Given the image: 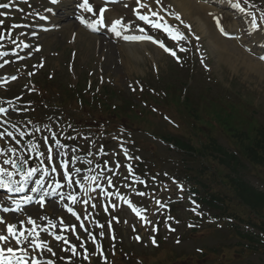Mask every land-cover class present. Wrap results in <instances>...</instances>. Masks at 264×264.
<instances>
[{
    "label": "rangeland",
    "instance_id": "374dc122",
    "mask_svg": "<svg viewBox=\"0 0 264 264\" xmlns=\"http://www.w3.org/2000/svg\"><path fill=\"white\" fill-rule=\"evenodd\" d=\"M150 1L153 6H156L155 2L157 0ZM159 1L165 5L166 9L180 15L181 18L188 22L193 28L195 36L199 37L197 41L194 40L186 30L183 29L181 31L186 42L200 47L201 52L204 53L201 57L204 56V59L205 57L209 58L208 60L205 59V62L208 61L207 66L209 68V74H212L210 78L211 82L217 79L222 84V89L227 90V93L233 98L242 97L253 100V106L258 109L257 116L263 121L264 66L261 67L259 65L261 62L258 58L250 54L249 51L246 52L241 48L243 52L239 49L236 41L233 47L226 45L224 47V53L221 55L219 51L220 49L222 50V47L220 46V49L217 50L216 46L211 42L212 36L222 39L212 25L211 16H209V21L202 20V23L205 22L206 27H208L206 32L202 30V26L204 25L199 20V17L204 18L203 10L199 11L198 14V10L193 9L186 3L179 4L180 1L177 0ZM257 1L262 3L263 0ZM67 2L68 0H58L56 5L50 6L46 0H34L32 2V11L25 6H20L15 11L5 12L8 22L10 23L9 34H15L20 37L22 47H24L25 44H27V46L31 44L29 32L34 30L33 23L37 21L36 18L38 16L40 17L39 13H37L38 11L45 9V17L53 19L54 24H57V20L60 19L58 22L62 28L56 29L50 34H42L38 38L37 44L42 47V50L36 53L33 59L21 65L13 63L6 69L5 72L9 74L15 72L17 68H19L17 70H22L24 66L28 64L27 69L31 72L25 74L23 77L20 75L12 84L0 88V104L8 101L6 95L8 94L9 86L15 83H18L20 88H22L26 97H32L36 101L41 100L38 95V90L36 89L37 92H35L32 86H30V80H28L27 77L31 74H34V77L37 76L41 78L45 74H55L60 79V83H56L57 86L73 83L86 85V82L91 78H94L95 82H98L97 75L100 77L102 74L105 78L104 84H107V81H109L110 85L121 88L122 91L127 92L130 91L128 83L135 82L136 79L142 77L152 78L157 74L175 77L180 73L179 71H181V69L178 65L173 63L161 50L152 45H135L128 47L118 42L111 41L113 38L107 37L106 35H84L82 32L79 33L78 24L75 29L74 19L71 15L73 8L67 9ZM196 4L199 5L198 3ZM116 11L119 15L121 13L128 14L125 7H121L120 9L116 8ZM152 12H154V10L146 11L145 14L149 15ZM227 15L228 16L223 19L227 28L232 32H239V25H241L242 22L234 19L228 12ZM124 19L129 21L130 25L133 27L137 26V23L131 21L129 18L124 17ZM69 22H72V24L69 25ZM131 22L134 24H131ZM174 24L177 25V23ZM240 41H245V38ZM260 42V38H254L247 44L253 50L261 51L262 48H257ZM81 45H84V47L82 48ZM127 49L133 50L134 53L126 52ZM76 51L75 62L72 61L68 64L69 60L74 58L73 54ZM153 68H156L158 73L154 72ZM199 68H201L200 65L195 62V73L199 72V70L205 73L203 68ZM204 80V76L200 71L194 77L193 84L198 86L203 84ZM48 93L51 94L50 91ZM49 94L42 100L43 105L48 104L50 106L51 103H54L56 96L52 97V95ZM43 108L47 113H54L55 115L60 113L62 115L60 110L53 107L46 108L43 106ZM65 113L67 116L74 114L69 110H65ZM9 120L10 117H8L7 123H9ZM82 136L85 137L80 136L81 141H78L80 147L83 146L89 138L88 134H83ZM127 136L132 137L131 135ZM137 137L143 139L149 138L144 133H138ZM124 139L126 138L123 137V140ZM120 140L122 139H111L110 137L107 141L108 145L104 144L105 142L103 143V141H97V148L101 147L106 150L105 148L108 146L110 150H113L112 152H118L120 146L127 145L120 144ZM221 141L226 143V140L223 138H221ZM88 143H90V139ZM67 149L68 148H65L64 151H60L59 153H64L66 155L73 153V150L68 149L69 151H67ZM45 163H47L49 167V161L45 160ZM39 165L42 167V163H39ZM250 170L251 168L249 167V170L244 172L246 179L256 187L264 190V183L254 175L252 170ZM121 172L125 175L127 174L123 170H121ZM61 181H63L65 186V180ZM184 186L186 185L184 184ZM181 189L182 186H180V183L175 182H170L167 185L155 183L146 187L140 185L139 182H130L127 184L124 193L131 195L134 200L140 204L143 211L139 218L145 221L131 215L127 209H124L121 202H117L115 199L110 202V198H102L99 196V193H93L88 199V204L83 203L76 206V212L84 215L85 228L78 225L74 215L66 213L62 204L55 210L52 209V202H48L46 206L42 205L40 208L29 207L22 211L13 212L12 215L14 219H16V221L14 220V224L17 228V235H19L22 230H26V232L24 233V237L20 238L21 243L17 244L14 237V241L7 243V245L17 249L24 248L29 257L32 258L33 256L34 259L38 261L40 257H44L50 260H57L62 264H77V257L80 253L81 256L86 258L85 262L81 260L82 264H87V262H94V264H97V262H101V259L97 258L99 256L94 255L96 252H93L91 257L87 259L88 252L84 246L87 243L88 247L92 246L93 250L97 249L95 248L96 242L92 241L90 237V232H95L97 236H100L101 233L105 232L103 231L104 229L101 228L110 224L108 228L110 235H116L125 246L128 248L133 247L136 250V255L139 251L143 254H138V256L144 257L145 255V258L150 260L151 258L157 257L159 252L157 248H155V250L150 247L151 245L148 238V235L152 233V227L157 224L159 230L155 235L157 237L158 235L159 237H163L165 242L164 247L168 250L175 251L178 256L180 254H198V250L200 249L209 253L213 247L222 242L225 234L212 231H192L194 228H203L206 225L205 221L203 225L199 220L203 218L202 214L204 210L203 208L200 209L198 206L194 207L190 204L188 205V201L185 197L186 194H184V191ZM185 189L187 190V187H185ZM39 194L42 196L44 192H39ZM102 202L108 205L107 210L102 208ZM161 202L162 205L158 206ZM110 203H112V205L117 204L118 208L122 210L119 213L112 214ZM167 204L174 210L175 214L173 216L168 215L167 212H162L164 206ZM149 205H151L150 209ZM0 214H2L1 218L6 223V217L9 214L7 212H0ZM30 219L35 221V225L30 223ZM8 220L9 219H7V221ZM5 223L0 224V234H7ZM37 226L40 230L37 229ZM34 227L38 235L32 234V229ZM114 229H116V231ZM223 231H225V229H223ZM57 236L61 237V239H57ZM101 237H103V235H101ZM138 237H142L143 240L141 241ZM32 240L43 241L46 246L37 248L31 243ZM49 248L51 252L48 251ZM258 256L259 255L255 256L252 261L256 262L254 259H257ZM128 261H131V259ZM190 262L206 264L204 263V258L197 259V257L193 260L191 259ZM208 262L210 263V261ZM39 264L44 263L40 261ZM183 264L185 263L183 262ZM236 264L244 263L237 262Z\"/></svg>",
    "mask_w": 264,
    "mask_h": 264
},
{
    "label": "trees",
    "instance_id": "16d2710c",
    "mask_svg": "<svg viewBox=\"0 0 264 264\" xmlns=\"http://www.w3.org/2000/svg\"><path fill=\"white\" fill-rule=\"evenodd\" d=\"M236 111H231L230 108H226L223 112L226 117H231L232 120L237 119V116L234 114ZM251 124V129L256 131V134L252 136V134L246 132H238L232 137L234 138L233 142L235 145L241 150L242 155L250 160L253 165H256V169L261 171L264 170V128H260L256 126L253 122ZM224 125V124H223ZM184 147L191 148L189 144H185ZM214 144L208 143L204 147V152L206 157L214 156L213 150ZM222 153L225 156H228L229 159H235L234 166L237 165L239 159L235 155H228L223 148L219 147L216 144V157L214 161L218 162L219 165H229V160L226 158H221L218 154ZM232 164V163H231ZM231 164L228 168L232 167ZM218 177H221V174H217ZM222 182L218 183L217 186L220 191L218 193L212 192V199L209 204L217 209L222 214H226V212H230L234 215V217H242L244 216V210L248 211V215H252V220L256 221L257 227L264 232V193H261L251 186H249L245 181H243L240 177H233L230 175H226ZM204 185V184H203ZM207 189L209 186H207ZM236 203L237 208H233V211L229 210L227 207L231 203V201ZM228 209V210H227ZM259 210H262L261 212ZM255 224V225H256ZM241 238H246L240 236ZM252 237V236H251ZM240 239V238H239ZM242 240L238 242V246L242 249V252H239L237 249L233 247L224 251V255L226 259L231 258L234 254L242 255L245 251L249 253L253 252V248L245 246L241 244ZM259 243V242H258ZM260 244V243H259ZM246 247V248H245ZM261 249H264V245L262 244Z\"/></svg>",
    "mask_w": 264,
    "mask_h": 264
},
{
    "label": "snow or ice",
    "instance_id": "6c2138e0",
    "mask_svg": "<svg viewBox=\"0 0 264 264\" xmlns=\"http://www.w3.org/2000/svg\"><path fill=\"white\" fill-rule=\"evenodd\" d=\"M52 2L53 3H57L58 0H52ZM157 2H159V0H157ZM137 3L139 4V0H137ZM8 6L9 5H7V4L0 5V7H3V8H7ZM78 6L80 8H82V9L87 10L88 12H92L93 11V7L89 3V0H83V2L80 3ZM139 7H146V6L143 5V4H139ZM237 7H239L238 4H237ZM49 11H51V10H49ZM136 11H137V15L139 16L140 20L147 21L148 23L153 24L157 28L163 27L164 30L166 32H169L170 35L173 34V30L171 28H169L166 24H161L159 22V20H150L149 16L147 14L141 15L139 13L138 9ZM104 12H105L104 8H100L99 9V13H100V20L98 21L99 23H103L104 22V19H103ZM151 15L153 17H155L158 14L156 12H152ZM177 18H179V17H177ZM260 19L264 20V14H261ZM81 22H84L83 17H81ZM2 23H3V21L0 20V24H2ZM120 24H121V21L119 19L116 20L114 24H112V30L114 32H116L117 35H120V32L117 29V25H120ZM251 24H252L253 29H261L262 28V26L257 23L255 14H253V19L251 20ZM221 31H224V30L221 29ZM124 38L126 40H139V39H142V38L152 39L151 37H141V36H125ZM173 38L174 39H183V34L179 33V31L177 30L175 32V34L173 35ZM161 47H164V45L162 43H161ZM165 50L169 51L173 56L176 55V53L173 52L171 49L166 48ZM2 111H4V109L0 108V112H2ZM0 135H2V134H0ZM9 135H11V133H9ZM0 151H3V150L0 149ZM11 151L15 152V149H12ZM49 159H51L50 156H49ZM25 163H26V161H25ZM3 164H5V165H9L10 164L13 168H17L16 160L11 159V158L5 159L3 161ZM35 171H36L35 168H31L26 173H22V175H23V177L25 179H27V177L32 176V174ZM53 171H55V169H53ZM4 175H7L8 177H11V176L14 175V173L10 172L7 168L0 166V177H3ZM37 183H40V181H37ZM5 186L9 187V185L7 183H5ZM57 186H59V185H57ZM16 190L20 191V190H22V188H19V189H16ZM33 191H35V189H33ZM69 210L71 211V209H69ZM4 211H9V209L5 208ZM3 223H5V222L3 221L2 218H0V224H3ZM30 223L35 225V221H32L31 219H30ZM6 229H7V234L6 235L5 234H0V241L5 242V246L0 247V264H13V261H16V264H27V261L24 260V256L27 255L28 253H27V251L25 249H17L15 247L7 245V242L9 241L10 237H15V242L17 244L21 243V239L20 238L24 237V232H20L19 235H17L16 225L15 224H11V223H8L6 225ZM32 234L38 235V233L35 232V227L32 229ZM56 238L57 239H61V237H59V236H57ZM138 239H139V237H138ZM31 243L33 245H35L37 248H41V247H45L46 246L43 243V241H40V240H32ZM153 243H155V240H153ZM48 251L51 252V249L49 248ZM32 264H39V261L38 260H33ZM48 264H52V262L49 261Z\"/></svg>",
    "mask_w": 264,
    "mask_h": 264
},
{
    "label": "bare ground",
    "instance_id": "6f19581e",
    "mask_svg": "<svg viewBox=\"0 0 264 264\" xmlns=\"http://www.w3.org/2000/svg\"><path fill=\"white\" fill-rule=\"evenodd\" d=\"M177 1H180L179 2V4L180 3H186L188 6H190V7H192L193 9H197V10H200V9H205V7L204 8H202V6H199V7H196L195 5H194V3H192V2H190L189 0H177ZM69 4V3H68ZM67 4V5H68ZM69 8H71V5L69 4ZM200 19V22L202 23V20L204 21V20H207V18H206V16H204V18H202V17H199ZM70 24V23H69ZM204 26H202V30H204V31H206L207 32V30H208V27H206V24H205V22L204 23H202ZM204 27H206V28H204ZM211 42L214 44V46H216V49L218 50V49H220L219 47L221 46L222 47V50L220 49V51H219V53H221V55L224 53L223 51H224V47L226 46V45H229L230 47H233V45L235 44L233 41H228V40H225V39H220V38H217L216 36H212L211 37ZM139 45H146V44H144V43H141V44H139ZM126 52H130V53H134V51L133 50H130V49H127L126 50ZM9 218H10V220H9V223H14V221H13V219H14V217H13V215H9Z\"/></svg>",
    "mask_w": 264,
    "mask_h": 264
}]
</instances>
